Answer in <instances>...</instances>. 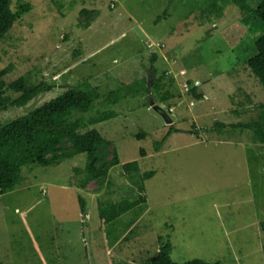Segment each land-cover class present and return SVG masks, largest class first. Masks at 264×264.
Listing matches in <instances>:
<instances>
[{
  "label": "rangeland",
  "instance_id": "374dc122",
  "mask_svg": "<svg viewBox=\"0 0 264 264\" xmlns=\"http://www.w3.org/2000/svg\"><path fill=\"white\" fill-rule=\"evenodd\" d=\"M24 2L31 9L0 42V69L13 65L11 80H44L55 88L0 111V129L64 93L90 100L140 79L147 88L148 77L154 103L172 123L149 107L148 92L111 107L117 116L92 128L113 143L120 163L97 193L92 182L86 191L74 186L85 154L54 167H24L20 186L0 194V264H142L158 252V237L167 236L172 251L164 264H264V147L252 142L250 130L230 127L257 118L264 104V90L246 65L258 35L250 31L253 20L244 23L232 3L220 19H204L202 0ZM17 3L11 0L12 11ZM82 9L91 10L87 28L80 26L87 21ZM188 80L200 82V99L184 93ZM245 95L251 101L244 104ZM216 123L225 127L215 129ZM132 161L140 174L153 173L142 180V193L121 169ZM137 194L146 207L101 223L100 203Z\"/></svg>",
  "mask_w": 264,
  "mask_h": 264
},
{
  "label": "trees",
  "instance_id": "16d2710c",
  "mask_svg": "<svg viewBox=\"0 0 264 264\" xmlns=\"http://www.w3.org/2000/svg\"><path fill=\"white\" fill-rule=\"evenodd\" d=\"M247 1L202 0L200 6L205 12L204 19L211 16L220 19L225 8L232 3L245 14L242 18L244 23L247 24L253 20L254 25L250 31L254 36L256 33L258 35L251 43L253 55L246 60V65L259 80L264 90V0H251L254 5H249ZM18 2L15 11H12L11 0H0V42L7 36L14 23L31 9V5L24 0H18ZM90 13L91 10L87 9L80 11V15H84L85 20H87L80 24L82 28L91 25L89 24ZM246 15H248V19ZM76 54L80 55L81 53L78 51ZM151 56L153 57L152 62H154L158 55L155 52L151 53ZM13 68V65H8L0 69V111L13 106L23 107L38 95L55 88L54 84L49 85L44 80L36 85L28 84L23 77L11 80L9 77ZM151 71L154 73L155 70L151 68ZM166 71L167 69L164 70V72ZM185 82L191 87L186 94L192 98L200 99L201 95L197 93L195 86L198 80ZM134 83L120 86V88L107 94L103 92L100 96L90 100L77 96L73 91L64 93L27 115L16 117L18 124L7 123L5 128L0 129V194L11 192L20 186L23 181L22 170L24 167L29 165L54 167L62 161L80 154L86 155V165L83 169H74L75 175L80 177L74 186L80 190H85L87 184L92 182L97 185L96 193L99 192L107 179L109 170L117 166L120 161L113 143L104 138L92 126L115 118L117 113L110 108L114 107L122 98H130L143 93L147 95L145 79H140ZM8 92L15 96H9ZM244 99V104L246 101H251L247 95L244 96ZM257 107L260 112L257 118L246 123L230 125V127L250 130L253 133L252 142L264 147V104H258ZM81 113H86V118L81 117ZM213 127L215 129L221 128L225 127V124L216 123ZM171 132L172 130L168 135ZM136 136L143 137V134ZM161 142L154 147L156 152L160 151ZM140 156H145L143 150L140 151ZM121 169L123 175L131 185L136 186L139 193L143 192L142 180L153 175L149 172L140 174L137 161L122 164ZM78 201L81 214L86 215L83 198L79 196ZM144 203L145 197L142 195L133 201L122 200L116 204L112 202L100 203L98 216L101 221H104V224L108 225L114 220L116 221L123 213L134 207H140ZM259 230L264 237V222L259 223ZM115 241L116 238L113 242ZM157 241L159 242L158 252L146 258L142 264H164L163 260L170 256L172 246L168 236L165 240L158 237ZM262 251L264 253V239Z\"/></svg>",
  "mask_w": 264,
  "mask_h": 264
},
{
  "label": "water",
  "instance_id": "95a60500",
  "mask_svg": "<svg viewBox=\"0 0 264 264\" xmlns=\"http://www.w3.org/2000/svg\"><path fill=\"white\" fill-rule=\"evenodd\" d=\"M153 80L150 79L149 77L146 78V86H147V90H148V104H149V107L155 111L157 114H159L162 119L165 121L166 124H170L172 121L171 119L169 118V116L165 113L164 109L158 105H156L152 99V96L150 95V88H151V84H152Z\"/></svg>",
  "mask_w": 264,
  "mask_h": 264
},
{
  "label": "crops",
  "instance_id": "0c3cea01",
  "mask_svg": "<svg viewBox=\"0 0 264 264\" xmlns=\"http://www.w3.org/2000/svg\"><path fill=\"white\" fill-rule=\"evenodd\" d=\"M198 83H199V81H198ZM196 134H198V133H196ZM196 144L201 145L202 143L196 141ZM160 151H161V148H160ZM160 151H158V152L155 151V153H156V154H159ZM139 156H140V155H139ZM141 158H143V157L140 156L139 159H141ZM139 159H138V160H139ZM79 190H80V189H79ZM80 191H84V190H80ZM85 191H86V189H85ZM85 194H86V193H85ZM137 196H138V194L136 195V197H137ZM146 205H147V204H146V198H145V204H144L143 207H146ZM85 216H86V215H85ZM100 221H101V220H100ZM101 223H104V221L102 220ZM106 225H107V224H105L104 226H106ZM129 228H131V225L128 226L127 230H128ZM121 236H122V234H121ZM119 238H120V237L117 236V237H116V240H118Z\"/></svg>",
  "mask_w": 264,
  "mask_h": 264
},
{
  "label": "clouds",
  "instance_id": "9594fccd",
  "mask_svg": "<svg viewBox=\"0 0 264 264\" xmlns=\"http://www.w3.org/2000/svg\"><path fill=\"white\" fill-rule=\"evenodd\" d=\"M168 73H170V72H168ZM168 73H167V74H168ZM170 74H171V73H170ZM178 75H179V76H183V75H185V71H184V74H183V75L179 74V72H178ZM151 79H152V78H151ZM183 83H186V82L184 81ZM183 83H182V85H183ZM195 86L198 87V86H200V84H199V83H198V84L195 83ZM190 88H191V87H189V89H190ZM189 89H188V90H189ZM184 93H187V91H184ZM151 96H152V95H151ZM163 109H164V111H165V113H166L165 108H163ZM168 112H171V108L168 109ZM167 115H168V114H167ZM171 121H172V120H171ZM171 123H172V122H171ZM171 123H170V124H171Z\"/></svg>",
  "mask_w": 264,
  "mask_h": 264
},
{
  "label": "built area",
  "instance_id": "2783aa9c",
  "mask_svg": "<svg viewBox=\"0 0 264 264\" xmlns=\"http://www.w3.org/2000/svg\"><path fill=\"white\" fill-rule=\"evenodd\" d=\"M179 74L183 75L184 72L183 71H180ZM183 87H184V91H188L189 85L187 83H183Z\"/></svg>",
  "mask_w": 264,
  "mask_h": 264
}]
</instances>
